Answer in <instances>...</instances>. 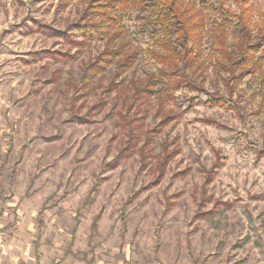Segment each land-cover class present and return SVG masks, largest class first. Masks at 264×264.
Listing matches in <instances>:
<instances>
[{
  "label": "clouds",
  "instance_id": "clouds-1",
  "mask_svg": "<svg viewBox=\"0 0 264 264\" xmlns=\"http://www.w3.org/2000/svg\"><path fill=\"white\" fill-rule=\"evenodd\" d=\"M0 264H264V0H0Z\"/></svg>",
  "mask_w": 264,
  "mask_h": 264
}]
</instances>
